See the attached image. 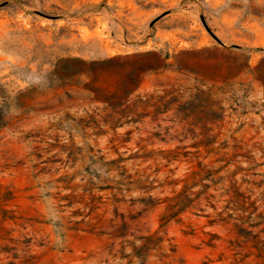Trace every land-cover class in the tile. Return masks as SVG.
Wrapping results in <instances>:
<instances>
[{
	"label": "rangeland",
	"instance_id": "rangeland-1",
	"mask_svg": "<svg viewBox=\"0 0 264 264\" xmlns=\"http://www.w3.org/2000/svg\"><path fill=\"white\" fill-rule=\"evenodd\" d=\"M0 121V264H264V0H0Z\"/></svg>",
	"mask_w": 264,
	"mask_h": 264
},
{
	"label": "trees",
	"instance_id": "trees-1",
	"mask_svg": "<svg viewBox=\"0 0 264 264\" xmlns=\"http://www.w3.org/2000/svg\"><path fill=\"white\" fill-rule=\"evenodd\" d=\"M1 126L3 124L0 121ZM203 172L201 180H204L211 171L206 166H202L199 171L193 172L192 175L196 177ZM235 175V173L231 175L230 185L225 190V194L221 195L226 197V205L220 211H215L209 224L232 230L242 244L248 245L255 251V257L258 260H264V180L255 182L251 180L254 176H250L248 179L243 178L242 183L247 184L249 188L246 191H240V186L237 185V181L234 179ZM190 179L192 177L188 176L175 182L177 184L183 182L184 184L183 189L172 199L176 202L169 206L172 215L182 213L188 209H198L197 207L201 204L199 198H192L184 193L190 188ZM208 186V184H203V189ZM202 198H204L203 202L208 205L216 197L205 194ZM149 238L151 239V237ZM141 249H149V244L145 242Z\"/></svg>",
	"mask_w": 264,
	"mask_h": 264
}]
</instances>
